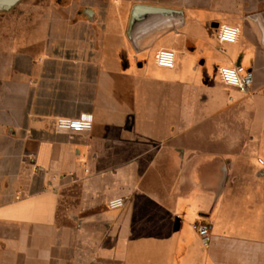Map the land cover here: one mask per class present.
Segmentation results:
<instances>
[{"label":"crops","instance_id":"crops-1","mask_svg":"<svg viewBox=\"0 0 264 264\" xmlns=\"http://www.w3.org/2000/svg\"><path fill=\"white\" fill-rule=\"evenodd\" d=\"M47 1L22 5L42 15L0 71V264H264V165L230 164L224 191L219 149L202 146L222 116L264 124V0ZM135 5L181 16H144L130 37ZM223 66L252 71L250 91L226 87ZM83 114L91 130L56 128Z\"/></svg>","mask_w":264,"mask_h":264},{"label":"rangeland","instance_id":"rangeland-1","mask_svg":"<svg viewBox=\"0 0 264 264\" xmlns=\"http://www.w3.org/2000/svg\"><path fill=\"white\" fill-rule=\"evenodd\" d=\"M47 0H22L19 5L9 12H0V71L4 68L5 54L10 48V44L20 41L26 32L34 30L40 21V14L35 11H24L22 5L27 4H44ZM256 119V118H255ZM259 119V118H258ZM228 116L221 117L218 122L207 123L204 125L206 133H213L219 136V140H204L202 146L206 151L209 149H219L220 155L214 157V163L221 166L220 181L221 188L224 191L228 190L229 181L227 178V167L230 164L242 166H251L256 164V160H264V124L261 123H245L244 118L237 115L236 123L229 122ZM231 120H233L231 118ZM236 137L234 140L233 137ZM237 148V155L230 157L228 152L230 148ZM216 153V151H214ZM212 157L206 155L204 162L212 163ZM254 180L261 178L260 173L252 172ZM252 173L240 172V187L241 191H245L251 186L253 177Z\"/></svg>","mask_w":264,"mask_h":264},{"label":"built area","instance_id":"built-area-1","mask_svg":"<svg viewBox=\"0 0 264 264\" xmlns=\"http://www.w3.org/2000/svg\"><path fill=\"white\" fill-rule=\"evenodd\" d=\"M239 35V29L229 26L221 27L219 40L224 43H234ZM157 64L164 68H173L176 64V53L170 49H162L157 53ZM218 75L222 83L229 88L238 90L241 93H248L254 84V74L250 70H245L237 66H223L218 68ZM93 127V116L83 114L78 118H58L56 128L60 131L83 132L89 131ZM259 164L264 165V160L259 159ZM20 197H17L19 199ZM126 200L124 197L111 199L108 207L112 210L124 207ZM202 245L207 249L212 243V232L209 224L197 222L195 225ZM97 264V263H90Z\"/></svg>","mask_w":264,"mask_h":264},{"label":"water","instance_id":"water-1","mask_svg":"<svg viewBox=\"0 0 264 264\" xmlns=\"http://www.w3.org/2000/svg\"><path fill=\"white\" fill-rule=\"evenodd\" d=\"M22 0H0V12H9L17 5L21 3ZM146 18H180L181 12L172 9H165L159 7H148L142 5H135L132 12V17L129 26V36L132 37L135 30L143 23Z\"/></svg>","mask_w":264,"mask_h":264}]
</instances>
